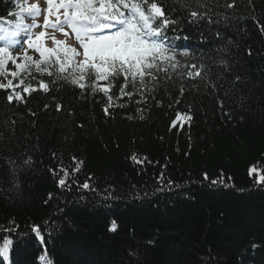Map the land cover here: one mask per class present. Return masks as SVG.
<instances>
[{
  "label": "trees",
  "instance_id": "trees-1",
  "mask_svg": "<svg viewBox=\"0 0 264 264\" xmlns=\"http://www.w3.org/2000/svg\"><path fill=\"white\" fill-rule=\"evenodd\" d=\"M161 2L180 21L168 43L182 64L204 65L208 80L170 72L155 99L124 97L110 116L103 93L81 96L63 80L20 104L0 90V245L12 240L0 264H264V184L249 175L252 167L264 174V0H236L234 9L203 0L211 23L188 22L184 0ZM16 4L25 5L0 0V26L23 15ZM33 75L26 83L53 79ZM177 113L192 119L172 128ZM72 157L84 161L79 172ZM60 165L69 171L64 188L63 174L50 171ZM86 181L90 190L80 187Z\"/></svg>",
  "mask_w": 264,
  "mask_h": 264
},
{
  "label": "snow or ice",
  "instance_id": "snow-or-ice-1",
  "mask_svg": "<svg viewBox=\"0 0 264 264\" xmlns=\"http://www.w3.org/2000/svg\"><path fill=\"white\" fill-rule=\"evenodd\" d=\"M46 3V9L35 3L26 8L16 4V7L26 15L17 13L14 24L8 28L0 26V78L6 81L0 82V90L8 93L6 101L10 105L26 103V97L36 91L48 93L50 87L63 80L79 88L81 96L87 89L93 94L97 91L103 93L107 98L103 111L105 116H110L111 108L126 106L116 103L124 97L132 101L134 96H138L139 98L134 101L137 105L147 104L149 97L155 99L153 93L160 86L161 76L171 80L170 72L193 80L209 79L204 65L182 64L179 59L180 54L168 43L169 29L175 32L180 21L166 14L161 0H46ZM193 3L196 5L195 8L191 6ZM223 6L234 9L236 0H230ZM182 7L189 9L187 19L190 23H197L205 18H208L209 23L213 22L210 18L211 9L207 8L203 0H191V3L184 0ZM9 15L14 14L10 12ZM41 15H43L42 24L38 23ZM224 18L228 19V16ZM25 19H31L32 23H24ZM38 27L42 30L33 38V30ZM258 28L264 35V24L258 23ZM57 32L61 33L65 40L57 39ZM22 35L23 40L20 39ZM46 35L49 36L54 47L45 46ZM217 35L219 36V33ZM70 37H74L75 43L66 46V40ZM29 49L37 53L38 57L28 55ZM15 51H20L21 55H14ZM251 54L249 49L248 55ZM9 62L15 70L8 67ZM219 64L225 70L229 67L224 59L219 60ZM33 71L41 77L46 74L53 79L50 81L39 79L36 85L26 83L29 76L33 80L37 79ZM239 79L240 77L237 76L236 80ZM14 80H18V83L14 84ZM100 81L106 83L100 85ZM210 86L215 90L214 82ZM114 88L118 89V95L113 93ZM183 94L184 88L181 85L180 95ZM161 103L157 101V106ZM47 107L48 105H45V108ZM55 110L61 111L62 105L57 103ZM136 111L138 118L144 120L146 110L138 107ZM30 114L35 115V113ZM127 118L133 119L131 115ZM191 119L190 114L177 113L176 118L171 122V127L175 128L178 122H190ZM12 123L15 124V121ZM53 157L55 158V154ZM130 159L142 164L147 157L140 159L133 154ZM72 162L75 165L72 171L79 172L84 161L72 157ZM9 163L13 164L14 161L10 160ZM24 163L31 165V159L25 160ZM50 171L54 175L57 172L62 173V177L58 179V186L61 188L67 186L65 178L69 176L68 169L60 165L58 169H50ZM253 173L257 175L256 183L264 184V174L255 167L249 170L250 176ZM13 175H15L14 169ZM204 178L208 179L207 174ZM218 182L223 183V180L211 181L212 184ZM80 187L85 190L91 189L87 181ZM51 198L49 194V199ZM110 230H115V224ZM8 231L14 232L15 229ZM31 231L36 238L44 242L38 225H32ZM11 244V239L4 240L3 245H0V257L7 259Z\"/></svg>",
  "mask_w": 264,
  "mask_h": 264
},
{
  "label": "rangeland",
  "instance_id": "rangeland-1",
  "mask_svg": "<svg viewBox=\"0 0 264 264\" xmlns=\"http://www.w3.org/2000/svg\"><path fill=\"white\" fill-rule=\"evenodd\" d=\"M34 1H37V4H38L42 9H46V8H47L46 0H27V3L30 4V3L34 2ZM24 23H26V24H31V23H32V20H31V19H25ZM38 23H40V24L43 23V15H41V16L38 18ZM41 30H42V29L39 28V27H38V28H35V29L33 30V38H35V34L39 33ZM66 30H67V29H66ZM48 31L50 32L51 30H48ZM56 38H57V39H61V40H65V37H64L61 33H59V32L56 33ZM20 39H21V40L24 39L23 35L20 37ZM44 41H45V45L50 46V47L54 46L53 43H52V41H51V39L49 38L48 35L45 36ZM66 43H67V44H70V45H73V44L75 43V41H74V37H70V38H68V39L66 40ZM13 54L16 55V56H19V55H21V52H20V51H15ZM28 54H30V55H32V56H34V57H37V55H38L37 53H35V52H34L33 50H31V49L28 50ZM17 62L19 63L20 61L18 60ZM8 67H9V68H12L13 70H15V69L13 68V66L11 65L10 62H9V64H8ZM0 82H6V81H3V78H0ZM13 83L15 84V83H16V80H14ZM180 122H181V123H185L184 121H180ZM44 264H46V263H44Z\"/></svg>",
  "mask_w": 264,
  "mask_h": 264
}]
</instances>
